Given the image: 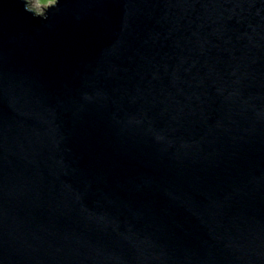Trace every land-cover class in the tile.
<instances>
[{"label": "water", "instance_id": "1", "mask_svg": "<svg viewBox=\"0 0 264 264\" xmlns=\"http://www.w3.org/2000/svg\"><path fill=\"white\" fill-rule=\"evenodd\" d=\"M0 264H264V0H0Z\"/></svg>", "mask_w": 264, "mask_h": 264}, {"label": "rangeland", "instance_id": "2", "mask_svg": "<svg viewBox=\"0 0 264 264\" xmlns=\"http://www.w3.org/2000/svg\"><path fill=\"white\" fill-rule=\"evenodd\" d=\"M30 5L39 13L44 12V8L46 9L49 5L55 3L56 0H28Z\"/></svg>", "mask_w": 264, "mask_h": 264}]
</instances>
